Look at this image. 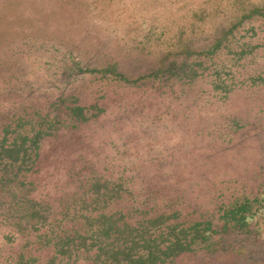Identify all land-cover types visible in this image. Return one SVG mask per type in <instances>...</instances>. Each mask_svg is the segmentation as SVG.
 Masks as SVG:
<instances>
[{
	"label": "rangeland",
	"instance_id": "rangeland-1",
	"mask_svg": "<svg viewBox=\"0 0 264 264\" xmlns=\"http://www.w3.org/2000/svg\"><path fill=\"white\" fill-rule=\"evenodd\" d=\"M258 7L0 0V133L41 132L33 199L61 210L87 182L120 185L110 208L209 229L164 264H264V18L196 55Z\"/></svg>",
	"mask_w": 264,
	"mask_h": 264
},
{
	"label": "trees",
	"instance_id": "trees-1",
	"mask_svg": "<svg viewBox=\"0 0 264 264\" xmlns=\"http://www.w3.org/2000/svg\"><path fill=\"white\" fill-rule=\"evenodd\" d=\"M261 18L264 7L253 9L196 55L203 59L218 56L224 45L235 44L238 29ZM161 71L162 67L155 77ZM79 110L76 113L82 115ZM40 133L10 144L7 133H0V233L6 232L0 241L10 246L0 264H164L179 251L191 249L193 241L188 237L205 238L209 229L199 225L194 229L164 227L171 216L137 210L139 218L131 210L110 208L127 194L120 185L87 182L82 196L61 210L38 203L33 195L42 159Z\"/></svg>",
	"mask_w": 264,
	"mask_h": 264
}]
</instances>
